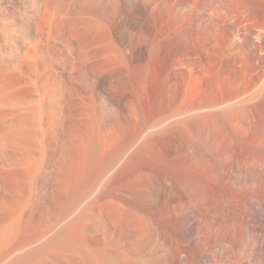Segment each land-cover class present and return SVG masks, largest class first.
Masks as SVG:
<instances>
[{"label": "bare ground", "instance_id": "6f19581e", "mask_svg": "<svg viewBox=\"0 0 264 264\" xmlns=\"http://www.w3.org/2000/svg\"><path fill=\"white\" fill-rule=\"evenodd\" d=\"M101 1L107 6L106 11L101 10L103 13L100 14L105 23H112L118 7L120 11H128L129 14L133 11V0H124L121 3L118 0H69L66 2L67 6H62L64 3L61 0H0V48L5 47L7 51L4 50V52L10 57V64L7 67L14 71L10 73L15 79L16 74L13 73H18L17 75L20 76L22 73L19 72L23 67L27 69L28 75L31 74L34 77H19L23 81L21 83L26 84L23 91L26 90L28 95H25L26 93L20 94L16 88L17 80L15 84L14 82L10 84L13 81L8 82V78H12L9 77L11 75L3 76L4 78L8 76L7 80L5 78L7 82H4L3 78V83H9L7 87L15 86L13 89L16 88L21 96H28L24 97L25 99L18 98L20 95L17 97L16 92L14 95L12 89L6 88V85V89L4 87L3 90L0 89L2 109L0 111V171L19 172L20 176H17L18 179L15 178L19 182L14 180L16 184L11 183V186L15 185L16 188L18 185L17 187L20 186L22 191L19 193L21 195L15 193L22 196V201L18 199V202H14L12 212L6 209L9 211L7 214L11 213L12 217L10 219L7 216V221L11 220V222L0 226L1 262L6 258V261L11 262L10 253L15 247L9 242L14 238L15 244L17 237L15 246L20 244L16 247L18 251L23 245L26 246V243L32 246L36 238L41 239L39 232L36 238L35 235L31 236L32 243L28 241L30 239H23L25 243L21 239V235H24L22 233L19 239L23 243L19 242L17 222L21 223L23 219L18 221L22 216L18 208L23 210L27 207L28 209L29 206L44 203L45 199H48L49 202H55L54 206L57 204L60 210H63L70 206L68 201L73 200L70 202L71 205L79 202V198L78 201H74L76 196L73 197L75 194H71L81 188L82 194L78 193L79 190L77 191L81 196L80 200L84 202L83 205L81 204L83 208L80 207V217L78 216L80 223L77 221L78 225H75L76 223L70 221L71 228L68 226V229V224L63 226L62 221L63 227H60L57 220L56 226L60 228L58 227L56 232L53 230L55 235H52L60 241L59 243L62 242L63 247V243L71 238L76 241L79 236L77 238L75 236L78 233L75 232L74 237L73 234L76 226L80 225L78 228L83 252L80 247L79 250L82 252L83 264H264V0H194V13L197 18L202 19L204 14L209 15L204 22L207 28L226 29L236 33L254 32V38L258 40V60L253 61L258 63V78L249 86H246L239 78L217 77L216 79L215 77L212 80L214 81L212 88L208 86L211 88L209 92L204 90L201 92L206 91L204 95H200V92L198 96L196 92L191 95L189 91H193L192 84L198 80L199 74L196 75V67L200 62L199 60H182L181 63L178 62L180 65L175 84L168 88V97L166 94L165 105H162L166 107L164 109H167L165 110L167 113L164 111L165 117L160 114L161 118L163 117L162 120L157 118L160 122L154 124H152L154 121L147 123L150 118L146 113L150 110H145V104H143L144 108L141 106L138 110L137 107L136 110L131 109L133 112L136 111V115L133 114L137 119L133 120L129 119L130 117L127 118L128 115L122 116L119 108L117 109L115 104L108 103L107 98L101 97L103 95L96 94V90L90 89L91 97L89 95L90 98H86L90 100L89 105L85 99L87 104L83 103V96L80 93L78 96L77 93V98L81 101L78 103H81L80 106L83 105L84 110L85 119H82L85 121H82L87 123L88 128L85 127V135L82 132L84 140L80 141L83 140V142L79 141L75 144L80 149L76 154L73 152V156H79L78 158L76 156L77 166L73 164L75 170L72 171L74 166L69 163L73 167L68 169L71 166H68L66 162L68 160L71 162L75 157L71 160L69 158L72 156L66 155L68 153L66 150L70 148H66V139L63 141L59 139L60 131H57L64 124L63 121H66L64 117L67 116L64 115V111L71 105L70 94L73 96L72 93L77 92L69 86L72 81L70 76L73 74L67 75L66 67L63 68L61 62V65L58 64L59 62L56 63L55 59H35L38 54L55 53L57 49L54 45L58 44L66 50L68 59L66 60L68 62L71 60L73 67L85 68L81 69L84 76L80 74L79 77L87 81H90L88 75L94 78L95 72L85 71L88 64L86 65L87 61L84 60L90 59L87 56L89 51L86 52L89 46L87 48L82 40H79L81 43L75 42L78 29L74 24L76 22H73L76 21L73 20V16L78 10L77 14H82V17L89 14L93 15L94 19L99 18V14L97 16L95 12ZM76 7L78 8L75 9ZM160 7L155 8L154 11L157 12ZM148 10V6L143 4V12ZM82 22L85 24L86 20ZM107 34L105 35L104 32V38L100 35L103 38L101 41L98 40L101 37L96 39L95 35V40L92 39L96 45L99 41L111 46L113 39ZM244 40L247 44H253L249 37H245ZM42 44L44 47L46 45L45 51L38 48ZM105 44L104 47H106ZM113 48L110 51L109 48L105 49L109 51L108 56L112 55L111 61H129L128 57ZM130 50L134 51V48ZM78 60H83L85 63ZM111 61L107 67L119 63ZM54 64H58L60 70L55 69ZM119 64L124 67L123 63ZM116 67L113 68L116 69ZM118 67L120 70V65ZM121 70L123 71V68ZM142 73L139 72L140 75ZM90 82L94 87L95 82ZM189 86L191 89L188 91ZM141 100L138 101L141 102ZM103 101L106 102H104L105 105L102 104ZM131 120L135 122L134 124H138L133 125ZM81 126L83 129L85 125ZM130 126H136L133 127L134 132ZM59 142L62 145H60L61 153L57 151ZM73 148L75 150L76 147ZM65 157H69L66 162ZM69 170L74 172L73 177L70 176ZM12 179L8 180L14 182L11 181ZM3 184L1 186L5 187L6 183ZM13 190V192L16 191ZM10 194L14 195V193ZM102 196H105L104 199ZM11 200L15 201L12 198ZM8 203L12 202L8 201ZM7 205L11 204H6V207L2 205L4 210L10 208ZM34 207H31L30 211ZM32 212L27 215H31ZM60 212L59 216L64 213V211L61 214ZM73 220V222L76 221ZM71 224L75 226L72 227ZM49 228L52 229V227ZM22 231L21 229L20 232ZM77 232H79L78 229ZM43 235L45 234L41 236ZM53 238L52 236V241L47 240L50 243L54 240L56 242L57 240ZM40 242L38 246L44 243ZM47 243L49 244V242L45 244ZM7 244L13 245L14 248L8 249ZM67 245L70 247L69 244ZM58 246L61 247L57 244L55 249ZM37 247L35 249L39 251L40 248ZM43 247L44 250L46 248L45 245L41 247L42 252L39 251L41 254L47 251H43ZM26 248L28 249V246ZM35 249L32 251L36 252ZM33 254L36 259L33 258ZM47 254L52 252L47 251ZM57 254L58 252L54 253L52 257L54 255L56 257ZM27 255L32 257L31 262L33 259L37 261L39 257H36L35 253ZM27 255L25 258H31ZM19 258L20 264L21 259L24 264H30V261L25 262L30 259L25 260L20 255ZM15 259L13 257V260ZM54 260L57 261V259ZM12 262L9 264H18L17 261ZM79 262L82 263L81 260Z\"/></svg>", "mask_w": 264, "mask_h": 264}, {"label": "rangeland", "instance_id": "374dc122", "mask_svg": "<svg viewBox=\"0 0 264 264\" xmlns=\"http://www.w3.org/2000/svg\"><path fill=\"white\" fill-rule=\"evenodd\" d=\"M61 1L63 2L64 0H61ZM68 1L69 0H66L65 3L63 2L64 4H62V3H60V4H62V6H64V5L67 6L66 2H68ZM121 1L123 2L124 0H118V2H120V3H121ZM70 3H72V1L69 2V4ZM161 3H162V5H161ZM143 4L148 6V8H149L148 12H143ZM98 6L96 8L97 10L95 9L96 12L99 11L98 13L95 12V14L96 15L99 14V16H100L99 18H96V19H99L97 21H96V19H94L95 17L94 18L92 17L93 15L90 16L89 14H87V15H83V17H82V14L81 15L77 14L78 10H76L77 11L76 15L74 13V16H73V20L74 19L76 20V21H73V22H76L74 24L76 25V27L78 29V32L76 31V35H75L76 36L75 37V42L78 43L79 40H82L83 43H86L87 48L89 46V48H88L89 50L86 49V52L89 51L87 56L90 57V59L88 58L89 60H84L85 62L87 61V63H85L83 60H81V61L78 60V61H80L82 63L84 62L86 65L88 64L87 65L88 67H86L87 69L85 71L89 70V71L95 72L94 78L91 75H88V78L90 79V81H94L95 82L94 87L96 89L93 86H91V82L90 81H87L85 78L83 79V77H81V76L79 77L80 74L82 76H84L83 75L84 74L83 70L85 68L82 67L81 69H83V70H81L79 67H76V66L73 67L72 66L73 64H71L72 61L71 60H69V62L67 61L68 59H67V56H66L67 55L66 54L67 53L66 50H64V47H61L58 44L54 45V46H56V49H57L55 53H51L50 52V53L38 54L36 56V59H35V60H38V59L39 60L40 59L41 60H54L55 59L54 61L56 63L59 62L58 63L59 65L62 64L63 68L66 67L65 70L67 72V75L70 74V73L73 74V76H70V79L72 81L74 79H76L73 82L71 81L72 83L70 82V84H69V86L74 88L75 92L77 91L74 94L72 93L73 96H71V94H70L69 103L71 105L73 103L74 104L71 106L68 103V105H69L67 107L68 109H65L66 112L64 111V115L67 116V117H64V120H66V121H63L64 124L62 125V127L60 126L58 128V131H57V132L60 131L59 133H61V131H62V133H61L62 135L58 133L59 139H62V141L66 139V142H67V143L65 142L66 148L67 147L70 148V149L66 150L68 152V153L66 152L67 153L66 155L69 154V155L72 156V158L71 157L70 158L68 157V158L72 160L73 157H75L74 158L75 160L74 159L72 160L74 162H72V161L70 162L68 160V158L65 157V162L68 160V162H66V164L68 166H71L68 169H71L74 166L73 164H75V166H77V163H75V162H78V160L76 161V159L78 158L79 155L78 156L76 155L77 156V158H76V156H73L74 155L73 152H75V154H76V152H79L80 148H78V145H75V144H78V142L81 139L84 138V135H85V132H86V131L84 132L85 127L88 128L87 123L83 122V121H85V120H83V119H85L84 115H83V111H84L83 110V105L80 106L81 103H78V102H81L80 99L77 98V95L79 96V93H80L81 96H83L82 97L83 103L87 102L88 104L87 103L86 104L89 105L90 104L89 103L90 100H88L86 98L87 97L88 98L91 97V95H90L91 90H93V91L96 90L95 93L100 95V96L103 95L101 97H103L105 99L107 98V100H108L107 102L108 103H112L113 105L115 104L114 106L117 107V109L119 108L120 113H121L122 116L126 117L128 115L127 118L130 117L129 119L132 118L133 120L137 119L136 116H134V114H133V113H135V115H136V111L133 112L131 109H135L137 107V110H138L139 107L142 106L144 108L145 105H146L145 110H147V111L150 110L149 112L153 113V114H151V113L146 111L147 112L146 113L147 117L150 118L149 119L150 121L147 120V123L149 122V124H150V122L154 121L152 123V124H154V123H159L160 122L159 120H162V118L165 117L163 115H166V113H167L166 112L167 109H164L166 107H164L162 105H165L164 104V100H166L165 95L167 93H169L168 91H169L170 87L172 86V84L173 83L175 84V81H176L175 78H177V74L176 73H178L177 70H178V67L180 65L179 63H181L182 60H199V62H200L198 67H196V75L198 76V74H199L200 77L198 76L199 78L197 77V79H198V80H196L197 82L195 81L196 83L192 84V86L194 85V88H192L193 91H191V90L189 91V89H191L190 86H189V88H187L188 91L191 93V95H194V93L196 92V94L198 96L204 90H206V91L208 90L207 92H209V90L212 88V84L214 83V81H212V80L215 79V77H216V79H218L217 77H220V78H223V79H230V78H235L236 79V78H239L242 82H244V84L246 86H249L251 83H253V81H255L258 78V63H255L253 61V60H258V40L254 38V36H255V35H253L254 32H252V33H243V32L236 33L234 31H229V30H226V29H212V28H209V27L207 28V26L205 25L204 22H205V19L209 18V15L208 14H204L202 19L197 18L196 14L194 13V0H133L132 1V7H133L132 8V10H133L132 13L130 12V14H129L128 11L127 12H125V11L123 12L122 10L120 11L119 10L120 8L118 7V9H116L117 11H115V15H114V17L112 19V23H110L111 25L109 23H105L106 21H104V19L102 20L103 17L101 16L102 13L105 12L106 9H107L106 4L103 1H101L98 4ZM104 7H106V8H104ZM159 7H160V9H158V11L155 12L154 9L155 8H159ZM77 8L78 7H76L75 9H77ZM101 10H104V11L102 12ZM81 20L84 21V22L86 20L85 24H82L83 22ZM93 20H94V22H93ZM87 22H88V24H87ZM99 22L101 23V25H100ZM90 28H92V29H90ZM101 29H103V31ZM94 32H96V33H94ZM104 32H105V35L108 33L109 35L112 36L113 45L110 46L108 44H105V43L99 42V41H97V45H96V42L93 41L92 38H94V35H95L96 39L101 37L100 35H102L103 38H104V35H103ZM93 33H94V35H93ZM77 34H78V36L80 38L77 36ZM245 37H249L252 40L253 44H247L245 42V40H244ZM95 38H94V40H95ZM103 38L101 37L98 40L101 41V40H103ZM91 39L93 41L92 43H91ZM79 43H81V42L79 41ZM104 44H105L106 47H104ZM43 45L44 44L40 45V47H38V48L39 49L42 48L43 50L42 49L41 50L45 51V49H47V48H45L46 45H45V47ZM109 46L112 47V48H113V46L114 47L116 46L115 47L116 50H119L125 57L129 58V61L128 60H114L116 63L117 62L123 63L124 65L123 64L122 65L124 67H121V64H119V63H118V65L117 64L116 65L115 64H111V66L113 65L114 68L116 66L118 67L120 65V70L118 69L119 67L118 68L116 67L117 70L114 69L111 66L109 67V65L107 67V64H109V61H111L110 57H112V55L108 56V54H109L108 52L110 50H112V48H110ZM3 48H0L1 49L0 50V80H1L0 81V85L3 84V85L0 86V89L3 90V87L5 88V85H6V88L12 89L11 90L12 93L14 92L13 93L14 95L17 94V97L21 93H26L25 95H28L26 90H25V88H24L25 92L23 91V87H25L26 84L25 83H21L23 81H22V79L20 80L19 77L20 76H21V78H23V77L26 78L28 76L31 77V78H34V77L30 73H29L30 75H28V71H26L27 69L24 68V67H23L24 69L22 68V70H20V72L18 71L20 74L22 73L21 75L19 74L20 76L17 75L18 73H13L14 75L16 74L15 75L16 79L14 77H12L13 75H11V73L14 72V71H12L9 66H8L9 68L7 67V65L10 64L9 63L10 57L7 55V53H5L7 51V49H5V47H3ZM59 48H60V50H59ZM95 48H96V50H95ZM108 48H109V51H106L105 49L108 50ZM115 48H113V50H115ZM130 48H134V51H131ZM4 50H5V52H4ZM102 50L104 51V53H103ZM59 51H60V53H59ZM101 53H103V55H100L101 56L100 57L99 54H101ZM129 53H130V55H129ZM49 54H50L51 58L49 57ZM107 56H108V60H107ZM103 58H104V60H103ZM5 59L7 61H5ZM94 59H96V60H94ZM114 61L112 60L111 62H114ZM120 61H122V62H120ZM60 62H61V64H60ZM82 63H80V64H82ZM58 64H54L55 65V69L60 70V68L58 69V67H59ZM106 67H107V69H105ZM74 68H75V70H74ZM122 68H123L124 72L121 70ZM108 69H109V71H108ZM71 70H73V71H71ZM77 70L79 71V74H78ZM111 70H112V73H111ZM21 71H23V72H21ZM105 71H106V74H105ZM7 72H9V73L7 74ZM109 72L111 73V75H110ZM122 72L124 74H122ZM139 72H140V74L143 72L142 75H140ZM107 73L110 76H108ZM200 73H203V74H200ZM23 74L24 75L26 74L27 76L26 75L24 76ZM144 74H146V75H144ZM4 75H11V76H9V77H12L11 79L8 78V76H5L6 80L8 78V82H10L9 80H11V81L13 80L12 82H10V84L13 83V82L15 84V81L17 80L16 88L18 89L20 94H19V92H17L16 88L13 89V87H15V86L11 85L12 87L10 86L11 87L10 88V87H7L9 83H7V84L3 83V81L5 80V78L3 77ZM3 78H4V80H3ZM123 78H124V80H123ZM91 79H93V80H91ZM138 79H140V80H138ZM6 80L4 82H7ZM123 81H126V82H123ZM140 81H142V82H140ZM18 83H20V85H18ZM208 83H209V85H208ZM89 85L91 87H93L94 89L91 88ZM87 86H88L89 89L87 88ZM206 86L207 87L211 86V88H209V87L207 88ZM28 88H29V86H28ZM108 89L109 90L110 89H113V90L115 89V90L114 91L113 90L108 91ZM13 90H16V91H13ZM111 91L114 93V94L112 93L114 96L111 94ZM206 91L203 92V93H207ZM15 92H16V94H15ZM107 93H108V95L106 96ZM203 93H201L200 95H204ZM22 95H24V94H22ZM89 95H90V97H89ZM121 96H122V98H121ZM137 96L139 97V99H136V98H138ZM21 97L23 99H25L24 97L27 98L28 96H21L20 95V97H18V98L22 99ZM71 97H72V99L75 98L76 101H74L75 99L72 100ZM166 97H168V94L166 95ZM84 99L86 100V102H85ZM111 99H113L112 100L113 102H111ZM70 100H72L71 101L72 103L70 102ZM138 100L139 101L141 100V102H139ZM104 102L105 101L102 102L103 105H105V103H106V102L105 103ZM125 102H126V104H125ZM132 103H134V104L136 103L135 106ZM139 103H141V104H139ZM102 104H100V105H102ZM143 104H145V105H143ZM129 105L131 107H129ZM133 106H134V108H133ZM79 107H81L82 109L79 108ZM153 108L155 109L154 111H153ZM174 108H175V106H174ZM80 109H81L82 115H80L81 114ZM1 110L2 109L0 107V111ZM67 112H69V113L67 114ZM79 112H80V114H79ZM148 114H151V116L153 115L155 118L153 116L151 117L150 115L148 116ZM160 114L163 116L162 118H161ZM132 115H133V117H132ZM81 116H83V117H81ZM78 117L79 118L81 117V118L79 119ZM77 118H78V120H77ZM144 121L146 122V118H145ZM132 123H133V125L138 124V123L134 124L135 123L134 121H132ZM81 125H85V126H83V129H81L82 128ZM79 126H81V127H79ZM133 127L135 128L136 126H130L132 131L135 130ZM65 132H66V134H65ZM82 132L84 133V135H83ZM130 132L131 131L129 130V133ZM131 134H129V135H131ZM61 136H63V137H61ZM64 136H66V138ZM83 140H82V142H83ZM68 142H70L71 144H69ZM60 143L61 142H59V146H58L59 148L57 149L58 153H61V149H62L61 148L62 145ZM79 145H80V143H79ZM73 147H76L75 150L78 149V151H75ZM69 150H71V151H69ZM69 163H72L73 166L69 165ZM75 166L72 168V171L75 170ZM72 171H70L71 172V175H70L71 177H73L72 174H74V172L72 173ZM0 172H1L0 173V178H2V180L5 179V181L0 180V199H1L0 200V223L4 220L0 224V226H3L4 224L6 225V222H7V224L11 222V220L9 222L7 221L8 220L7 216L10 218L11 217V213L7 214L8 210L6 211V209H10L9 211L12 212V210L14 209L13 206H12V205H14V202L15 203L18 202L19 201L18 199H20V202L22 201L21 200L22 196H19V195H21L19 193L22 192V191L19 188L20 186L17 187L18 185L16 186V188H15L14 184H12L14 186H11V183H15L16 184V181L19 182L17 180L18 177L20 176L19 172H17V171L14 172V171H10V170L6 171V172L2 170ZM7 173H9V175ZM11 174H13L14 177ZM15 178H17V179H15ZM8 179H12L11 181H14V180H16V181L10 182ZM6 181L10 182V183L8 184ZM3 183H6L5 187L1 186V185H4ZM8 186H10L9 189H8ZM4 188L5 189L7 188V189L5 190ZM17 188L19 189V192H18ZM13 189H15V190L17 189V190L15 192H13L14 191ZM76 190L78 191L79 188L76 189ZM80 190H82V189L80 188ZM80 190H79L78 193L82 194ZM77 191H75L76 193L73 192V194H71V195L75 194L73 196V197L76 196V199L74 201H78V198H79V202H76V203L72 202V203H75L74 205L72 204L73 205L72 206L70 204V202L73 201V200H71L70 202L68 201L70 206L67 205L68 207L63 209V210H60V208L58 207L57 204L54 206L55 202H51V201L49 202L48 199H45L46 201L44 200L45 202L44 203L42 202L43 204L40 202V203H38L39 205L38 204L34 205L35 207L33 205H31V207H34V209L33 208L31 209L34 212L30 211V208H31L30 206H29L30 208L28 207V209H27V207H25L23 210L22 209L20 210L18 208V210L21 211V213H22V216L18 219V221L23 219V220H21L22 221L21 223L17 222V227H19L18 228V230H19L18 233L19 234L17 235V236H19L18 237V240H20L19 242H21L23 239H27V240L30 239L28 241H31L32 240L31 236H34V235H35V238L40 235L39 237H41V239H37L36 238V240L38 241L37 242L35 240V238L32 237L35 240V241L32 240L34 242L32 244V246L35 244L33 247L31 245H28L25 242V240H23V242L26 243V246H28V249L26 248L25 245L22 244L23 246L22 247L20 246L21 247L20 251H18V249L16 247H18L20 244L18 243L19 245L15 246V244L17 243V237H16V243L15 244L13 243V240L15 239L14 238L11 242H9L10 244H13L14 247H15V249H14L15 251L14 250H13V252H11V250L9 251V252H11L10 253L11 256L9 255L10 259H12L11 262L12 261H14V262L17 261V263H18V261L20 260L19 255H20V257H22L24 259L27 254H31L32 255V253H35L36 257L39 256L37 258L39 261L38 260L37 261L34 260L36 258H35V255L33 254L34 255V257H33L34 258L33 259L34 262H33V260L31 262L32 257L30 255L29 256L27 255V256L31 257V258H27V257L25 258V260H28V259H30V260L25 261V262H29L30 261L29 262L30 264L31 263H33V264H43L48 259L46 261L47 263L45 262L46 264H64V263H66V264L67 263L68 264H83V259H82V255H81L82 252H83V246H82V242L80 240V234H79L80 233V229H79L80 225L76 226L74 234H73V237H74V235H76L78 233V235H76L75 238H77L79 236L77 239L80 240V241H78L77 239L75 241L74 238L73 239L71 238L70 240H67L65 243H63V245L65 247H68L67 244H69L70 247H68L67 249H64L65 247L64 246L62 247V242L59 243L60 241L58 239H56V237L54 236L55 235L54 231L59 226L61 227L62 225L65 226V224L66 225L68 224L67 225V228H68V226L70 225V221L72 223H76L75 225H78V223H80L79 222L80 218L78 219V216L80 217V215H79V214H81L80 213L81 212L80 207H82L84 202L81 201L82 199L80 200L81 196L77 193ZM10 193H14V195L10 194ZM15 193H17L19 195H16ZM77 196H80V197H77ZM19 197H21V198H19ZM73 197L70 196L71 199H74ZM104 197L102 196L103 199H104ZM11 198L15 199V201L11 200ZM4 199L5 200L7 199L6 200L7 202H5ZM8 201H10L12 203H8ZM2 202L4 204L5 203L6 204H11V205H7L8 207L10 206V208H5V210H4V207H6V204L4 206V204H2ZM21 208H23V207H21ZM22 211L25 212V213H23ZM59 211H61V212L64 211V213L62 215H60L61 217L59 216ZM30 212H32L31 215H27ZM55 212H56V214H55ZM61 212H60V214H61ZM65 212H67V214ZM25 217H26V219H25ZM31 217H33V218L31 219ZM5 218H6V221H5ZM73 219H75V220L78 219V220L73 222L74 221ZM57 220L59 221V223L57 222ZM62 221H63V223L64 222H66V223L63 224ZM67 221H69V222H67ZM77 221H78V223H77ZM56 222H57V224L59 226H56L57 225ZM61 223H62V225H61ZM53 224H55V225H53ZM21 225H23V227ZM71 225H72V227L75 226L74 224H71ZM49 227H52V229L49 228ZM69 227L71 228V226H69ZM48 228L51 230V232H49L50 230H48ZM21 229L23 230L22 232H20ZM77 229H78L79 232H77ZM39 232L40 233L42 232V234H45V235L41 236L42 234H40ZM43 232H45V233H43ZM46 232H48V233H46ZM75 232H76V234H75ZM22 233H24V235H21ZM38 233H39V235H36ZM52 234H54V235H52ZM20 235L22 236L21 237L22 240L19 239ZM29 235H30V237H29ZM46 235H47V237L49 235L51 237L53 236L54 237L53 239H56L57 241L55 242V240H54L52 243H50V241H52V239H51L50 236H49L50 239H49V237L47 238ZM47 239L50 240V241H48ZM43 240H45L46 242H49L50 245L48 243L45 244L46 242H44ZM32 241H31V243H32ZM40 241L44 242V243H42V246L45 245V247H46L45 250H47L49 253L52 252V254H47V251H46V253L43 252L41 254V252H42L41 251L42 250L41 247L42 246H41V244H40V246H38ZM23 242H21V243H23ZM31 243H29V244H31ZM71 243L73 245H71ZM8 244L6 246V247L9 246L8 249L13 247V245L11 246V245H8ZM55 244L56 245L57 244L61 245L62 248L60 246H58L57 249H55L56 248ZM47 245H48V247L49 246L50 247L53 246V247H51V248L49 247L48 248ZM54 245H55V247H54ZM29 246L31 248H33L32 250H34L36 247L40 248L39 251H41V252H39L36 249H35L36 252L35 251L33 252ZM77 246H78V248H76ZM92 246H93V248H95L94 243H92ZM79 247L82 248V252H81V250H79L80 249ZM22 248H23L22 251L23 252L25 251L24 254L26 253L25 255L23 254L24 256L22 255V253H23L21 251ZM52 249L54 251H52ZM45 250H44V247H43V251H45ZM26 251H28V252H26ZM19 252H22V253H19ZM57 252H58L57 256L55 257V255H56L55 254L52 257V255L54 253H57ZM3 253H4V251H3ZM38 253H40V255ZM13 254L16 255V256H14ZM58 255H59V257H58ZM9 256H8V259H9ZM69 256H70V258H68ZM13 257L16 258L17 260L16 259L13 260ZM18 258H19V260H18ZM6 259H3V262H4V260L6 261ZM43 259H44V261L42 262ZM54 259H57V261L59 263L56 260H54ZM63 259H65V260H63ZM79 259L82 261V263L79 262L80 261ZM1 261H2V259L0 260V264L3 263ZM8 261H6L8 264L11 263L10 261L9 262ZM6 262H4V264ZM18 264H20V261H19ZM21 264H24V261L22 259H21ZM26 264H28V263H26Z\"/></svg>", "mask_w": 264, "mask_h": 264}]
</instances>
